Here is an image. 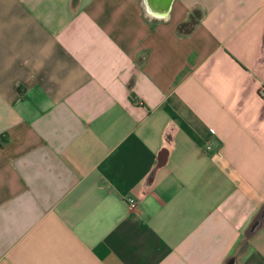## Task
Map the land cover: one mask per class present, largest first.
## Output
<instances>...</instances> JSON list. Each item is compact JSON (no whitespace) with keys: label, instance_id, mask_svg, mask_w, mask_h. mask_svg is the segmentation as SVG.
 <instances>
[{"label":"crops","instance_id":"1","mask_svg":"<svg viewBox=\"0 0 264 264\" xmlns=\"http://www.w3.org/2000/svg\"><path fill=\"white\" fill-rule=\"evenodd\" d=\"M262 88L264 0H0V264H264Z\"/></svg>","mask_w":264,"mask_h":264},{"label":"water","instance_id":"2","mask_svg":"<svg viewBox=\"0 0 264 264\" xmlns=\"http://www.w3.org/2000/svg\"><path fill=\"white\" fill-rule=\"evenodd\" d=\"M174 0H145L147 12L155 18L167 19L169 17ZM264 219L261 216L250 228L248 234L254 233L259 227L260 222Z\"/></svg>","mask_w":264,"mask_h":264},{"label":"built area","instance_id":"3","mask_svg":"<svg viewBox=\"0 0 264 264\" xmlns=\"http://www.w3.org/2000/svg\"><path fill=\"white\" fill-rule=\"evenodd\" d=\"M262 92H264V88L261 89ZM207 149L210 150L212 149V145L208 144ZM126 202L128 203L129 207L131 209H136L138 206V201L131 195L126 196Z\"/></svg>","mask_w":264,"mask_h":264},{"label":"trees","instance_id":"4","mask_svg":"<svg viewBox=\"0 0 264 264\" xmlns=\"http://www.w3.org/2000/svg\"><path fill=\"white\" fill-rule=\"evenodd\" d=\"M195 23H196V21L194 19H192L191 21L182 24L181 27H180V29L182 31L188 32V31H190L194 27Z\"/></svg>","mask_w":264,"mask_h":264}]
</instances>
